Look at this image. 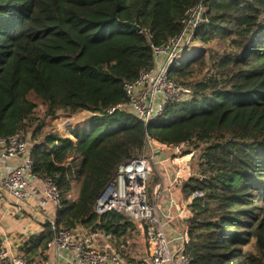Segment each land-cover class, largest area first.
Returning a JSON list of instances; mask_svg holds the SVG:
<instances>
[{"label": "trees", "instance_id": "trees-1", "mask_svg": "<svg viewBox=\"0 0 264 264\" xmlns=\"http://www.w3.org/2000/svg\"><path fill=\"white\" fill-rule=\"evenodd\" d=\"M199 4L207 22L169 67L191 97L146 128L125 110L108 113L127 104L123 84L154 66L150 44L180 34ZM78 113L85 120L72 138L48 124ZM15 133L30 134L33 174L60 191L55 228L104 229L128 264H145L133 242L144 225L123 212L95 214L99 194L146 138L203 144L206 178L181 186L186 196L203 192L185 221L190 264H264V0H0V137ZM52 234L45 222L21 242L24 257L45 259Z\"/></svg>", "mask_w": 264, "mask_h": 264}, {"label": "built area", "instance_id": "built-area-1", "mask_svg": "<svg viewBox=\"0 0 264 264\" xmlns=\"http://www.w3.org/2000/svg\"><path fill=\"white\" fill-rule=\"evenodd\" d=\"M204 10L201 4L187 10L182 20L184 28L180 34L163 45L150 44L154 55V66L141 72L134 82L123 84L127 104L117 106L108 113L116 109L125 110L142 122L146 128L149 123L161 117L171 104L191 97L192 92L189 87L170 79L169 67L184 58L191 44L193 31L200 24L207 22L203 18ZM65 127L69 130L75 126ZM32 146V140L23 133L0 137V206L10 202L14 212L19 216L25 213L28 202L33 199L37 201L34 209L36 213L47 204L55 209L62 207L61 194L54 181L49 177L38 179L32 172ZM196 151L191 141L169 147L146 138L140 155L129 159L115 170L95 202L93 210L99 216L111 211L123 212L144 225L148 256L143 262L146 264H190L184 252L186 225L178 237L166 233L165 223H170L173 219L162 216L160 200L167 191L159 185L150 191L148 184L155 172L157 156L160 152H170L173 156L171 186L180 187L183 181L190 178L204 180L207 176L205 160L200 153L198 162L201 164V169L196 172H192L189 160L186 159V156L197 158ZM202 197V191L191 192L180 208V219L185 222L189 217L193 201ZM169 203L174 204L171 199ZM48 222L53 234L46 243V250L55 252L56 256L68 257L66 260L72 259V264H127L113 251L112 238L104 229L68 231L56 229L53 219H48ZM0 264L49 263L41 257L29 261L21 252L7 248L0 241Z\"/></svg>", "mask_w": 264, "mask_h": 264}, {"label": "crops", "instance_id": "crops-1", "mask_svg": "<svg viewBox=\"0 0 264 264\" xmlns=\"http://www.w3.org/2000/svg\"><path fill=\"white\" fill-rule=\"evenodd\" d=\"M83 114V113H81ZM85 114H83L84 116ZM85 118L83 119V121ZM74 124H79V122H74ZM68 137L72 138L68 134V128L62 127L57 129ZM172 154L170 152H160L158 154V163L155 169L154 184L151 190L156 189V187L162 186L167 192L163 194L160 200V212L162 216H169L173 219L170 223H165L166 233L172 237H178L182 231H184L185 222L180 219V208L184 205L185 200L188 195H184L180 187L171 186V175L174 169L172 162ZM188 160V157L186 156ZM195 160V157L192 160ZM199 164V163H198ZM192 172H196L195 165L189 162ZM189 180V179H188ZM172 200L174 204L169 203ZM37 201L30 200L25 208V213L22 216L16 214L13 210L10 202L8 204H3L0 206V219H1V230H0V241L5 244L7 248H13L17 251L22 252L21 242L27 237L36 236L40 234L43 230V224L48 222V219H53L55 216L56 209L47 204L45 208H41L39 213H36L34 209L36 208ZM38 210V209H37ZM165 221V220H163ZM187 227V226H186ZM75 229L80 231L85 230L81 226H77ZM112 245V244H111ZM113 248V246H112ZM113 251L116 252L113 248ZM44 260H47L49 264H72L71 260H66L68 257L56 256L55 252L51 250H46ZM24 256V255H23ZM142 256V255H141ZM37 258V257H36ZM125 263H127L124 260ZM128 264V263H127Z\"/></svg>", "mask_w": 264, "mask_h": 264}, {"label": "rangeland", "instance_id": "rangeland-1", "mask_svg": "<svg viewBox=\"0 0 264 264\" xmlns=\"http://www.w3.org/2000/svg\"><path fill=\"white\" fill-rule=\"evenodd\" d=\"M206 11V10H204ZM192 40V39H191ZM192 42V41H191ZM190 42V43H191ZM200 48L203 47L205 48L204 45L202 44H199L198 45ZM219 44L218 43H212L208 46V48H214V49H217L219 48ZM31 99H34L32 96L30 97ZM44 110V108H42L41 106H38L37 108V113H41L42 111ZM84 114V113H83ZM83 114L81 113H78V114H75V115H72V116H68L66 114H61V115H58V118L57 119H53L51 121H48V124L50 125V127H55V129H61L62 127L64 126H76L77 124H74V122H79V123H82V120L85 118V115L83 116ZM72 128V127H71ZM26 135L31 139L30 137V134L29 133H26ZM199 145V144H197ZM204 146L200 145L198 147V149H196L197 151V158L195 157V160L192 158H188L189 162H191V164L195 165V171H198L201 169V164H198V154L200 153V150L203 148ZM158 158V156H157ZM206 168V167H205ZM207 174V172H206ZM154 177H155V173L153 172L152 176L150 177V181H149V184H148V187H149V190L151 191L152 187H153V184L155 182L154 180ZM188 180V179H187ZM185 180V181H187ZM185 181H183L182 185L185 183ZM76 192H72L71 194H74L75 195ZM134 244L136 245V247L140 248L142 251L141 254H137L135 255V259H141L142 261L147 258L148 256V248L146 246V242H145V237L144 235L140 232V234H138L135 239H134ZM143 254V256H141ZM144 257V258H143ZM146 264V263H145Z\"/></svg>", "mask_w": 264, "mask_h": 264}, {"label": "water", "instance_id": "water-1", "mask_svg": "<svg viewBox=\"0 0 264 264\" xmlns=\"http://www.w3.org/2000/svg\"><path fill=\"white\" fill-rule=\"evenodd\" d=\"M126 26L131 28L134 31H139V28L136 25L126 24Z\"/></svg>", "mask_w": 264, "mask_h": 264}]
</instances>
